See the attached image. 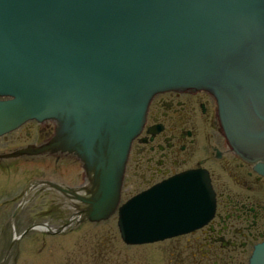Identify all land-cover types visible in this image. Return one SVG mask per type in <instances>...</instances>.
<instances>
[{
    "label": "water",
    "instance_id": "95a60500",
    "mask_svg": "<svg viewBox=\"0 0 264 264\" xmlns=\"http://www.w3.org/2000/svg\"><path fill=\"white\" fill-rule=\"evenodd\" d=\"M200 90L215 99L233 151L264 172V0H0V136L29 120L56 123L49 144L10 156L78 157L83 194L60 189L77 201L73 222L117 209L153 97ZM198 175L122 205L123 242L184 233L195 211L208 219L213 193ZM250 264H264V244Z\"/></svg>",
    "mask_w": 264,
    "mask_h": 264
},
{
    "label": "flooded vegetation",
    "instance_id": "af4514ba",
    "mask_svg": "<svg viewBox=\"0 0 264 264\" xmlns=\"http://www.w3.org/2000/svg\"><path fill=\"white\" fill-rule=\"evenodd\" d=\"M54 134L53 122L30 121L0 139V155L42 145ZM33 170L36 175L28 177ZM199 173L213 193L211 216L195 211L188 231L153 244L166 242L169 264H249L254 248L264 243V174L235 154L208 93L156 95L131 142L119 205L180 175L189 180ZM85 177L73 154L0 158V262L14 261L26 236L60 237L87 224L73 226V202L46 184L77 189Z\"/></svg>",
    "mask_w": 264,
    "mask_h": 264
},
{
    "label": "rangeland",
    "instance_id": "374dc122",
    "mask_svg": "<svg viewBox=\"0 0 264 264\" xmlns=\"http://www.w3.org/2000/svg\"><path fill=\"white\" fill-rule=\"evenodd\" d=\"M23 138L28 142L24 135ZM32 175L36 171L29 172L28 177ZM166 246V242L124 245L113 217L99 224L87 223L78 231L60 237L26 236L19 245L17 257L6 264H169Z\"/></svg>",
    "mask_w": 264,
    "mask_h": 264
}]
</instances>
